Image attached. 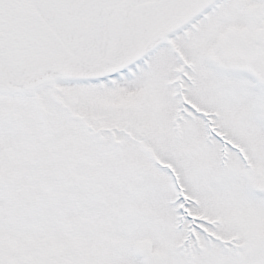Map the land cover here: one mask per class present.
Here are the masks:
<instances>
[{
	"label": "snow or ice",
	"instance_id": "6c2138e0",
	"mask_svg": "<svg viewBox=\"0 0 264 264\" xmlns=\"http://www.w3.org/2000/svg\"><path fill=\"white\" fill-rule=\"evenodd\" d=\"M0 264H264V0H0Z\"/></svg>",
	"mask_w": 264,
	"mask_h": 264
}]
</instances>
